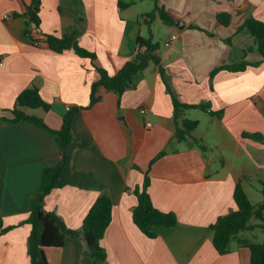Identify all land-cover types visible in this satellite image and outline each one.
Returning <instances> with one entry per match:
<instances>
[{"label": "crops", "instance_id": "crops-1", "mask_svg": "<svg viewBox=\"0 0 264 264\" xmlns=\"http://www.w3.org/2000/svg\"><path fill=\"white\" fill-rule=\"evenodd\" d=\"M140 1L120 9L117 0H41L40 25L34 32L40 41L34 44L24 32L30 19L22 16L31 0H0V115L11 117L3 109H11L16 96L30 87L39 90L50 109L21 110L51 129L60 128L65 106L84 107L73 118L71 131L86 145L72 142L65 147L56 187L39 211V243L47 263L79 264L80 251L79 243L48 211L78 228L95 199L108 193L111 221L100 241L107 264H250L249 248L235 242L228 252L219 253L209 225L236 209L237 182L248 196L254 193L261 199L264 143L242 137L241 132L264 134V60L243 71L219 70L212 87L209 74L219 64L241 60L248 49L245 59H258L253 38L239 27L247 16L264 22V0H158L174 19L163 23L165 39L176 33L177 40L163 45L165 54L159 43L155 53L179 99L209 101L212 109L222 111L220 118L199 108L185 112L198 121L192 135L209 154L187 142L171 150V98L153 63L135 74L119 99L114 91L99 87L98 100L89 105L91 84L98 79L90 60L73 49L55 52L41 38V33L63 36L74 31L79 44L96 54L95 63L114 75L134 55L137 37L145 35L143 19L151 5L146 9ZM220 12L230 13L227 25L218 21ZM141 107L147 108L145 115ZM201 120L210 126L211 136L200 129ZM163 149L166 154L149 167L148 192L153 205L173 211L177 222L155 226L150 238L132 220L137 203L132 190L141 184L150 159ZM60 159L53 133L22 119L0 118V218L4 227L14 226L0 233V264H30V224L25 219L42 170ZM251 234L264 240L260 229Z\"/></svg>", "mask_w": 264, "mask_h": 264}, {"label": "trees", "instance_id": "trees-1", "mask_svg": "<svg viewBox=\"0 0 264 264\" xmlns=\"http://www.w3.org/2000/svg\"><path fill=\"white\" fill-rule=\"evenodd\" d=\"M136 1L117 0V5L120 9H124ZM150 1H152V7L145 13L143 19L146 25V35H139L137 37V47L134 55L114 75H109L103 67L95 63L96 54L79 44L74 38V31L63 36L41 33V38L55 52L60 53L68 49H73L78 56L86 57L90 60L92 66L98 73V79L91 84L89 105H92L98 100L96 93L99 87L114 91L119 99L123 91L133 83L135 74L146 68L149 63H153L171 98L172 120L174 125V132L170 142L171 150H175L174 144L187 142L199 148L201 151H205L207 149L206 145L192 135L193 130L198 125V121L185 116V112L192 108H199L209 115L220 118L222 111L212 109L209 101L185 103L179 99L171 79L161 63L159 55L155 53L159 48V43L153 41L151 31V23L155 18H158L164 24H172L174 19L166 11L164 6L158 3V0ZM40 4L41 0H31L22 15L30 19L25 23L24 32L34 44H38L40 41L34 34V32L38 31L40 25L38 15ZM14 15L17 14L14 13ZM216 17L221 24L227 25L230 20V13L220 12ZM31 22L35 24V27L30 26ZM240 29H246L248 34L253 38L258 59L253 62L247 61L245 55L251 51L248 49L244 51L241 60L215 66L209 74L211 87L212 78L219 70L231 72L243 71L248 65L257 66L264 60V22L253 16H247L243 24L239 27ZM22 107H41L45 111H48L50 104L43 100L36 87L26 88L16 96L11 109H3V111H9L11 117L0 115V118L4 121H17L22 119L45 128L55 135V139L61 150L60 161L56 165L45 167L42 170L38 193L32 198L31 208L28 217L25 219V222L30 224V231L27 236V254L30 264H48L44 250L39 243V211L44 205L46 196L56 187L57 179L65 163V147L72 142L78 147H84L86 145L79 138L74 137L71 131L73 118L84 107H70L64 113L62 124L58 130L49 128L43 123L42 119L36 116L25 114L21 110ZM241 136L264 143V134L260 132L242 131ZM164 154H166L165 149L159 151L150 159L141 184L135 186L132 190L137 199V203L132 210V220L139 230L150 238L155 236L153 230L155 226L171 227L177 222L176 214L173 211H163L153 205L148 192L150 185L149 167L156 159ZM259 191L261 193V199L256 203H252L242 184L240 182L235 184L233 198L236 203V209L217 217L209 225L213 246L219 253L228 252L231 244L235 242L238 246H246L249 248L250 264H264V240H258L251 234L256 229L264 232V182H261ZM111 208L112 201L110 195L108 193L100 194L89 207L78 228L68 227L54 211H48L49 216L57 225L79 243V264H107L106 251L100 241L111 221ZM13 227L12 225L4 227L0 218V233L6 232Z\"/></svg>", "mask_w": 264, "mask_h": 264}, {"label": "rangeland", "instance_id": "rangeland-1", "mask_svg": "<svg viewBox=\"0 0 264 264\" xmlns=\"http://www.w3.org/2000/svg\"><path fill=\"white\" fill-rule=\"evenodd\" d=\"M142 3V4H141ZM138 5H144L146 6V9L148 8L147 5H151L152 7V1L150 0H142L140 2H138ZM166 26L163 24V22H161L158 18L155 19L154 23L152 24V28L154 31V41H157L158 43H160V52L162 54H165V52L167 51V48L163 47V42L164 39L166 38ZM146 35V32L144 33ZM200 129L203 131V133L211 136L212 131L210 130V126L205 122L201 120V126ZM207 153L209 154V150H207ZM249 199L252 203H256L259 201V198L256 197V195L253 193H251V195H249Z\"/></svg>", "mask_w": 264, "mask_h": 264}, {"label": "built area", "instance_id": "built-area-1", "mask_svg": "<svg viewBox=\"0 0 264 264\" xmlns=\"http://www.w3.org/2000/svg\"><path fill=\"white\" fill-rule=\"evenodd\" d=\"M4 17L7 18L8 15H4ZM175 40H177V34H176V33H171V34L168 36V38L164 40L163 45H164L165 47H169V46H170ZM69 108H70L69 106H65V109H66V110H69ZM139 111H140V113H141L142 115H145L146 112H147V108H146V107H141V108L139 109ZM146 125H150V123H149V122H146Z\"/></svg>", "mask_w": 264, "mask_h": 264}, {"label": "water", "instance_id": "water-1", "mask_svg": "<svg viewBox=\"0 0 264 264\" xmlns=\"http://www.w3.org/2000/svg\"><path fill=\"white\" fill-rule=\"evenodd\" d=\"M32 26H33V27H35V24H34V23H32Z\"/></svg>", "mask_w": 264, "mask_h": 264}]
</instances>
